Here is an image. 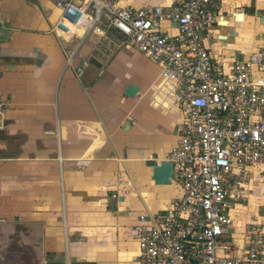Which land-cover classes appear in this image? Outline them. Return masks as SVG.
Segmentation results:
<instances>
[{
    "label": "crops",
    "instance_id": "crops-1",
    "mask_svg": "<svg viewBox=\"0 0 264 264\" xmlns=\"http://www.w3.org/2000/svg\"><path fill=\"white\" fill-rule=\"evenodd\" d=\"M219 3L206 44L224 63L261 51L264 84V0ZM59 18L52 0H0V264H138L139 217L181 192L156 185L148 167L168 158L182 115L159 67L120 33L68 39ZM263 171L252 172L246 207L234 205L238 226L264 219Z\"/></svg>",
    "mask_w": 264,
    "mask_h": 264
},
{
    "label": "built area",
    "instance_id": "built-area-1",
    "mask_svg": "<svg viewBox=\"0 0 264 264\" xmlns=\"http://www.w3.org/2000/svg\"><path fill=\"white\" fill-rule=\"evenodd\" d=\"M52 1L61 37L114 30L156 64L182 115L167 158L181 192L139 217L138 264H264V219L253 214L238 226L232 218L253 170L264 167V84L254 75L261 51L218 59L205 39L223 20L219 0H177L168 8ZM165 23L176 33L163 30Z\"/></svg>",
    "mask_w": 264,
    "mask_h": 264
},
{
    "label": "water",
    "instance_id": "water-1",
    "mask_svg": "<svg viewBox=\"0 0 264 264\" xmlns=\"http://www.w3.org/2000/svg\"><path fill=\"white\" fill-rule=\"evenodd\" d=\"M94 63H97L94 61ZM138 87L135 84H130L124 90L127 97H133L137 93ZM151 171V179L156 185L168 186L172 184L174 175L173 162L168 159H161L159 162H153L148 167ZM3 264H11V260L6 257H1Z\"/></svg>",
    "mask_w": 264,
    "mask_h": 264
},
{
    "label": "rangeland",
    "instance_id": "rangeland-1",
    "mask_svg": "<svg viewBox=\"0 0 264 264\" xmlns=\"http://www.w3.org/2000/svg\"><path fill=\"white\" fill-rule=\"evenodd\" d=\"M257 191H259V189H258V190H255V191H254V194H258ZM259 195H260V194H259ZM251 201H252V200L249 201V204H250V205H251V203H250ZM239 203L242 204V205H244V208L246 207V201H244V200H240ZM260 204H262V203H257V209L253 210L254 212H257V213L259 212L260 209H258V208H261V206H262V205H260ZM250 205H249V206H250ZM238 212H239V213H242V211H238ZM248 212L251 213L250 211H248ZM245 215L247 216V213H245Z\"/></svg>",
    "mask_w": 264,
    "mask_h": 264
}]
</instances>
